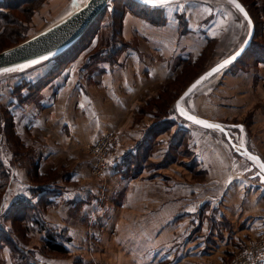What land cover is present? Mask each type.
<instances>
[{
	"label": "rangeland",
	"instance_id": "1",
	"mask_svg": "<svg viewBox=\"0 0 264 264\" xmlns=\"http://www.w3.org/2000/svg\"><path fill=\"white\" fill-rule=\"evenodd\" d=\"M5 1L8 0H0V13L5 12L4 15L0 16V24L2 23L0 25V43L6 45L4 47L0 45V50L15 45L40 29L54 23L67 14L69 9V0H36L29 3L31 5H25L28 6V11L17 8L7 9L3 6ZM241 1L249 6L250 10L249 8L248 10L254 16V24L258 23V29L259 26L261 29L257 30L254 37L255 42L253 41V44L247 48L241 60L223 73L238 74L239 76L234 78V81L232 80L235 84L229 88L231 91H228L227 94L224 91L218 93L209 111L211 117L230 122L243 121L246 123L247 127L245 126V129L253 136L254 145L258 144L264 156V0ZM171 7L174 8L163 10L162 15V11L160 13L156 10L150 11V8L164 9L162 7H147L134 0H113L112 4L104 9L106 13L103 11L104 16L100 18L97 24L98 27L95 26L96 29L94 28L95 30L89 35V38L83 39L76 46L74 45L77 49L73 48L67 54L70 48L54 60H47L36 67L28 68L29 70L19 73L22 74L20 76L12 75L3 78V83L0 84V111L4 126H0V131L1 133L4 132V146L7 148L6 153L9 155L10 162L12 166L20 168L19 172L22 180H24L19 188L20 191L22 189L21 197L29 198L28 200L36 203L39 198L36 193L30 192L33 184L49 182L45 184L46 187L54 185L57 190L55 191L56 197H53L55 204L44 208V211L41 208L45 221V214L46 216L48 214L51 219H55L57 214L54 217L51 211L55 212L60 208L63 209V212L68 211L69 214L72 212L73 215L77 210L91 220L88 224H83L86 227L84 228V240L79 239L77 241V245H81L83 242L86 247L83 245L82 247H75L69 244L71 238L67 234L69 233L68 226L54 225L46 221L49 226L56 227L55 231L60 228H65L66 231L63 234V237L66 236V240L63 241L68 251L66 253L51 252L43 247V242L39 238L40 234L31 233L29 230H26V233H21L22 229H18L21 222L13 220L15 217L13 213L4 214L8 209V204L12 201L7 203L3 197L0 207V223L9 229L20 244L31 251L36 260L49 262L52 259H60L61 262H69L70 264H99V262L101 264H119L121 263L120 259H122L123 263V258L120 257L121 254H124L122 242H125L126 247L129 249L127 250L128 253L135 251L139 245L137 240L126 238L128 236L126 231L130 230L133 225L139 228L145 225V223L138 224V218L144 219L147 215L145 185L150 183L156 185L167 181L164 180L161 174L169 173V171L161 167H169L167 166L169 164L167 163L168 160L174 159L176 162L170 166L179 168L182 172H185L183 168H194L193 161L195 160L190 158L187 162H183L185 159L181 158L184 155H191L192 146L189 145V142L192 141L189 135H182L180 131H176L179 134L175 137L177 143L170 146L169 143L173 140L171 139L173 132L169 134V132L162 131L157 135H150L148 142L144 141L143 136L136 141L135 133L144 131L143 126L147 128V124H149L148 126L153 124L156 117L164 111L167 114V110L173 106L182 90L210 63L229 55L227 53L237 47L245 36L243 34L246 26L237 17L234 22L226 23L225 13H220L218 10L211 13L213 10L210 12L204 6H187L184 11H180L179 7H183L179 4H174ZM167 8H170V6H167ZM181 16L182 21L180 20ZM152 17L154 20L161 17V21L154 23ZM167 20L171 22L168 21L167 24ZM14 22L19 25L14 24ZM3 24L8 25L9 30H12V32L21 30L20 34L16 33L17 38L15 39L17 40L10 43L8 39L11 38L6 37L8 31L3 32ZM166 25L170 29V35L165 30L167 29L165 28ZM9 36H12V34ZM185 36L186 38H201V40H196L194 46H191L193 53L188 54L190 55L189 59L181 56V54L187 53L180 48L183 43V40L180 39H184ZM162 37L164 38V46L161 45ZM260 44H263V47H261V68H259L256 54V49H260ZM260 69L261 80L258 75L255 76ZM11 74H18V72ZM64 74L159 75L153 80V85L149 84L145 87L146 92L141 93L139 102L135 97H129L130 100L125 103L132 106V124L138 123V126L133 129L134 133L129 135L130 138L124 137L123 135L126 136V132L120 133V127H117L100 132L85 142L65 143L59 141L53 135L54 130L48 121L42 122L40 130L30 128L25 132L27 137H24L17 127L16 121L18 118L13 119L15 114L23 109L29 108L33 111L36 108V111L40 109L43 118H46L49 115L50 97H45L44 91L50 88V82H57L53 80L55 77L52 76L57 75L56 77L60 81ZM217 81H212V85L215 86ZM73 83L75 86L79 84ZM151 86L152 93L150 92ZM103 89H106V87H103ZM223 93L224 98H222ZM124 109L123 112H125ZM232 109L235 110L234 114L225 111ZM145 114H152L153 118L144 116ZM109 134L116 136V144L110 146L103 155L96 141L99 137ZM165 134L166 137L162 139ZM28 136H38L39 142L35 145L31 144L28 142L29 139L26 140ZM165 140L167 143H162ZM144 143L147 146L143 145ZM178 143H181V145L176 146ZM49 147L50 149H57L56 154L49 157L50 159L39 158L40 155L47 152ZM197 149L208 153V149L203 146L197 145ZM209 153L212 155L211 152ZM146 155L147 158H145ZM200 160L202 161V158ZM203 161L206 163V160ZM0 162H2L1 159ZM36 162L39 164L37 167L34 166ZM37 168L42 177L35 176L33 178L32 174L33 172L37 173ZM112 174L115 176L114 180L111 179ZM191 174L190 177L185 172L184 176L191 180H204L207 178V175ZM82 185L86 189L80 191L79 187H82ZM117 188L118 191L116 192ZM129 189L130 196L124 199ZM67 190L73 193L74 196L77 195L75 199H72L75 208L69 199L64 202L66 201ZM154 192L155 195L160 193L157 187H155ZM78 195L80 201H76ZM157 198H160V195L155 196V205L160 204ZM10 199H14L13 196H10ZM127 199L143 201L141 206L128 208L131 210L129 211L121 206L127 202ZM88 201L90 203L86 206ZM85 203L86 205H84ZM101 204L107 206L106 210L102 209L103 212L99 210ZM92 205L95 206L92 207ZM154 209L157 210L155 217H161V207ZM210 211L209 208L203 205L199 216L200 220L206 214L207 218H205L210 221V217L214 216ZM212 212L215 211L212 210ZM127 213L136 215V219L127 221L130 227L124 226L122 223L117 224L116 218L120 214L124 217ZM95 214L97 220H95ZM99 215L101 217H98ZM111 215H114V217L112 218ZM160 224H155V227H160H158L159 230L161 229ZM225 224L226 227H229L228 222H225ZM77 225L79 224H72V226ZM74 229H77V231L82 230L80 227ZM110 231H118L123 236L122 242L119 241L116 245L112 238L100 239L101 234H108ZM0 240V264H25V261L27 262V258L24 260L21 257L26 253L13 254L4 243L5 241ZM232 255L227 254L226 260L228 261ZM214 256H211V258ZM17 257L23 260H19ZM211 258L202 257V259L196 260L206 262ZM189 260L191 259L187 258V262H190ZM31 261L35 262V260ZM124 264H133V262L131 260L124 262Z\"/></svg>",
	"mask_w": 264,
	"mask_h": 264
},
{
	"label": "crops",
	"instance_id": "2",
	"mask_svg": "<svg viewBox=\"0 0 264 264\" xmlns=\"http://www.w3.org/2000/svg\"><path fill=\"white\" fill-rule=\"evenodd\" d=\"M192 5L204 6V8L206 7L210 12L213 10L209 5L200 2H187L183 8L179 7V9L180 11H184L187 6ZM173 8L174 7L170 6V8L166 7L163 10ZM217 10L220 13L226 14V23L234 22L237 17L232 8H218ZM214 12L215 10L211 13ZM249 13L251 14L250 11ZM251 16L253 18L252 14ZM168 21L171 22L167 20V24L169 23ZM165 28H167L165 30L170 35L171 32L169 27L166 25ZM256 28L257 30L261 29L260 26L258 29V25L255 27V30ZM180 40H183L180 48L187 52L181 54V56L185 59H189L190 55L188 54L190 52L193 53L191 46H194L196 40H201V38H186L185 36L184 39L181 38ZM254 40L253 36L250 45L253 44ZM163 42L164 38L162 37L161 45L164 46ZM258 64L260 66L259 68H261V58L258 60ZM158 75L159 74H64L60 81H58L59 78L56 77L57 75L52 76L55 77L53 80L57 82H50V88L44 91L45 97H50L48 105L49 115L43 118L40 109L36 111V108H34L32 111L27 108L19 111V113L17 112L18 114H15L13 119L18 118L16 121L17 127L18 130L23 133L24 137H27L25 136L27 130L30 128L40 130L42 122L48 121L52 126L51 128L54 130L53 135H55L59 141L65 143L85 142L92 136L95 137L100 132L117 127H120V133L126 132V136L123 135L124 137L130 138L131 136L129 135L134 133L133 129L138 126V123L132 124V106L126 105L125 103L130 100L129 97H135L139 102L141 93L146 92L145 87L149 84L153 85V80ZM257 75L261 80V69L255 74V76ZM237 76L239 75L230 73L222 74L215 86L212 85L194 92L187 100V106L205 118L230 122L228 120L211 117L209 108L220 91H224L226 94L228 91H231L229 88L235 84L233 81ZM73 82L79 84L75 86ZM103 87H106V89H103ZM150 92L152 93V86L150 87ZM219 97H221V95H219ZM222 98H224V93ZM228 105L234 106L232 104ZM38 107L42 108L41 106ZM123 109L125 112H123ZM225 111L230 114L235 113L233 109ZM144 116L153 118L152 114H145ZM167 116L168 114L164 116V119L170 121L169 124L164 122L161 126L156 125V127L152 126L154 123L150 126L147 124V128H144L146 126L142 125L144 131L139 133L137 131L135 133L137 137L136 141L142 136L146 137L154 133L165 131V133L169 132V134L173 132L171 136L173 140H171L169 145L176 144L175 137L179 135L178 132H176L177 128H184L180 127L173 119ZM239 122L247 127L246 123L243 121L233 123ZM150 129H154V131L149 134ZM187 131V135L190 136L192 141L189 142V145L192 146L191 155H184L181 156V158L185 159L183 162H187L190 158L195 161H193V169L183 168V170L185 169L186 174L190 177L192 175L191 173H193L194 175H207V178L204 180L187 179L184 176V171L182 172L179 168H172V166H170L176 161H174V159L168 160L167 163L169 164L167 166L169 167H161L169 171V173L161 174L164 180L167 181L156 185L154 183L145 185L147 191V215L144 219L138 218V224L145 223V225L141 228L133 225L130 230L126 231L127 233L124 232L128 235L126 238L137 240V243H139L138 248L128 253L127 250L129 249L126 247L125 242H122L123 236L120 235L118 231H110L108 234L103 233L99 236L100 239L106 240L112 238L116 245H118L119 241L122 242L124 254H121L120 257L123 258V263L122 259H120L121 263L119 264H124V262L131 260L133 264H224L227 261V254H233L235 250L257 237L260 230L263 229L264 184L247 178L246 174L243 173V167L239 159L235 162L231 161L233 155L217 134L203 129H199L196 132ZM248 133L249 131L246 129V138H241L242 141L262 154L258 144L256 143V145H254L253 136ZM163 136L162 139L166 137V134ZM37 137L28 136L26 140L29 139L28 142L35 145L39 142ZM162 143L167 142L165 140V142L163 141ZM197 145L207 148L208 153L204 152V150H198ZM56 152L57 149H50L49 147L47 152L40 155L39 158H49L53 154H56ZM209 152H211L212 155ZM200 158H202V161ZM203 160H206V163H204ZM36 165L39 166L38 162H36ZM3 166L7 169L9 175V182L3 194L5 201L9 203L18 198L21 199L22 189L20 191L19 188L24 180H22V176L19 172L20 168L17 166L14 167L12 164L11 166H5L3 164ZM114 178L115 176L112 174L111 179L114 180ZM155 187L160 191L157 195H155L154 192ZM48 188L54 191L57 190L54 185ZM85 189L83 185L79 187L80 191ZM117 191L118 188L116 189V192ZM39 195L40 194H37V197H39ZM159 195L160 198H157V201H160V204L155 205L154 198ZM10 196H13L14 199H10ZM66 196V201L64 202H67L69 199L75 208V203L72 202V199H75L77 195L74 196L73 193L67 190ZM129 196L130 189L124 199ZM50 197H56L55 192L52 193ZM76 201H80L79 195ZM142 201L143 200L139 199H127V202H123L124 205L121 206L125 207L126 210L131 206H141ZM89 203L90 201H88L87 205L86 203L84 205L88 206ZM203 205L209 208L211 210L210 213L214 215L210 217V221H207L206 214L203 219L200 220L199 218ZM94 206L95 205H92V207ZM70 207L73 208L71 205ZM99 207L100 212H103L102 209L106 210L107 208V206L102 204ZM160 207L161 217L158 218L155 217V212L157 213V210L154 208L159 209ZM128 210L131 211L130 209ZM212 210L215 212H212ZM51 214L54 217L57 214V217H55L56 220L51 219L48 214L47 216L45 214L47 222L54 225L60 224L69 227V233H67L71 238L69 244L75 247L85 246L83 242L81 245H77V241L79 239L84 240V228L86 227H84L83 224H88L89 221H91L90 218L83 216V214H80L77 210L74 215L72 212L70 214L68 211L63 212L62 208L55 212L51 211ZM98 217H101V215ZM111 217L113 218L114 215H111ZM116 219L117 224L122 223L124 226L130 227L127 221L136 219V215L127 213L123 217V215L120 214ZM95 220H97L96 214ZM225 222H228L229 227H226ZM159 223H161L160 230L159 226L155 227V224ZM72 224H79L81 226H72ZM78 227L82 230L77 231V229H74ZM38 234H40L39 238L41 240L43 233L41 232ZM211 256L214 257L211 258ZM202 257L211 258L213 260L211 261V259H209V261L206 262H199ZM187 258L191 259L189 260L190 262H187ZM45 263L70 264L69 262H61L60 259H52ZM99 264H101V262H99ZM261 264H264V261Z\"/></svg>",
	"mask_w": 264,
	"mask_h": 264
},
{
	"label": "water",
	"instance_id": "3",
	"mask_svg": "<svg viewBox=\"0 0 264 264\" xmlns=\"http://www.w3.org/2000/svg\"><path fill=\"white\" fill-rule=\"evenodd\" d=\"M134 1L147 7L165 8L167 6H173L174 4H179L183 7L187 2H200L209 5L215 11L218 8H232L236 13L235 15L237 18H239L240 21L245 24L246 29L243 34V36H245H242L243 39L241 38L242 40L239 45L230 50L227 53L229 55L221 58L220 60L216 59L203 71H201L200 74H198L182 90V92L174 101L173 106L167 110V117L173 119L180 127L192 132L203 129L217 134L233 155L231 161L235 162L239 159L241 166L243 167V173L246 174L247 178L264 184V168H261L260 166L261 164H264V156L242 141L241 138H246V129L243 123H230L220 120H211L198 114L186 104L187 100L193 95V93L199 90L198 88H206V85L208 87L212 86V81L216 82L224 72H226L236 63V61L250 46L255 33V24L247 6L241 0H237V2L244 9V12L247 13V16H245L243 12L237 9L235 5L230 2V0H169L168 3L163 5L146 3L145 0ZM112 2L113 0H69V9L67 14L59 18L54 23L35 32L33 35L22 40L21 42L0 50V75H2L0 76V84L3 83V78H6V76H20L22 74L19 73L29 70L28 68L36 67L47 60H54L68 51L81 39V37L84 36L94 20H96V18L104 11L106 7L110 6ZM237 53H239V55H236ZM233 56H235V59H231ZM42 57H46V59H42ZM34 60L38 61V63H31ZM225 60H231V62L225 67L221 68L219 71L213 73L211 76L201 81V83L198 84L196 88H194L187 96L185 95V93H188V90L197 80H199L202 76H205V74L210 72L211 69L217 67L219 64H222ZM20 65L28 66L19 67ZM4 69H11V71H3ZM14 72H18V74H11ZM206 82L208 83L204 84ZM182 97L183 100L181 99ZM177 102H179L180 109L187 112L188 115L194 116L197 119L206 121L210 124L220 125L221 128H209L202 124H197L193 120H189L187 116L182 115L181 111L178 110ZM1 125L4 126V121L0 111V126ZM4 144V132L2 131L1 133L0 131V159L5 166H11L9 155L6 153L7 148L4 146ZM250 156L256 157L258 159H250Z\"/></svg>",
	"mask_w": 264,
	"mask_h": 264
},
{
	"label": "trees",
	"instance_id": "4",
	"mask_svg": "<svg viewBox=\"0 0 264 264\" xmlns=\"http://www.w3.org/2000/svg\"><path fill=\"white\" fill-rule=\"evenodd\" d=\"M33 1H36V0H8L7 2L6 1L4 2L3 6L6 7L7 9L17 8V9H20V10H23V11H24V9L26 11H28L29 8H27L28 6L26 7L25 5H27V4H29V3L33 2ZM29 5H31V4H29ZM24 7H26V8H24ZM248 8H249V6H248ZM147 9H149V8H147ZM150 9H151L150 11H152V10L159 11L158 13H160L162 11V15H163V9H160V8H150ZM115 10H117V9H115ZM249 10H250V8H249ZM104 12H102L96 18V20H94V22L91 24V26L88 29V31L85 33V35H84L85 37L83 36L75 44V46L77 44H80L83 41V39H85V38L88 39L89 38V35H91L93 30H95L96 27H98L97 24L100 21V18H102L104 16V14L106 13V12L105 13ZM4 14H5V12L0 13V16H2ZM251 14L253 15L252 12H251ZM162 18H164V17H162ZM160 19H161V17H160ZM160 19L158 18V19L154 20V18H153V21H154V23L160 22L161 21ZM180 20L182 21V16L180 17ZM14 24L19 25L16 22H14ZM0 25H2V23ZM256 25L257 24H255V27H256ZM3 26L4 27L7 26L5 29L3 27V32L5 30L8 31V35L6 37L11 38V39H8L10 41V43L15 41V40H17V39H15V38H17L16 33L20 34L21 30H19L18 32H16V31L12 32V30H9V28H8L9 26L8 25H4L3 24ZM10 34H12V36H9ZM256 34H257V28L255 30V35ZM255 35H254V37H255ZM13 36H16V37L13 38ZM254 42H255V40H254ZM0 45L2 47H4L6 44H1L0 43ZM75 46H73L67 52V54L69 52H71L73 50V48H75ZM261 47H263V44H260V47H259L260 49H256V54L258 56V60L261 58ZM75 49H77V48H75ZM245 53H246V51H245ZM263 55H264V53H263ZM241 58L238 60V62L241 60ZM184 66H185V64H184ZM176 80H177V78L175 79V81ZM165 115L166 114H165V111H164L163 113H161V115L157 116L156 117V121L154 122V124L152 126L153 127H156V125L157 126H161V124L164 123V122H167V124H169L170 121H167L166 119H164ZM152 131H154V129H150L149 134ZM177 131H180L182 133V135H187L188 134L187 130H184V129H181V128H177ZM154 134L157 135V133H154ZM154 134H153V136H154ZM144 141L148 142L149 141V136H146V138L144 137ZM9 143H10V141H9ZM145 143L143 145L147 146V144H145ZM180 145H181V143L180 144L178 143L176 146H180ZM145 158H147V155L145 156ZM34 166L37 167V165H34ZM30 167H32V166L30 165ZM40 174L41 173L39 172V170L37 168V173L35 174L33 172L32 176H33V178H35V176L42 177V176H40ZM8 182H9L8 171L3 166V164L0 162V207H1V204H2L3 194L5 193V189H6L7 185H8ZM47 183H49V182H47ZM47 183L40 182V183H37L35 185L33 184L32 188L30 189L31 193H36V195L40 194L39 197H38L39 199H38V201L36 203H33L32 201L28 200L29 198H21L19 200H13L12 202H10L8 204V206H7L8 209H7L6 213H4V214L9 215V213H13V215L15 216L13 218V220H18V221L21 222V224H19V226H18V229H20V228L22 229L21 233H23V232L26 233V230H29L31 233L34 232L35 234L42 232L43 236L41 237V241L43 242V247L47 248L49 251L55 252V253H66L68 251V248L64 245V241L66 240V236L63 237L65 228L64 229L60 228L59 230L55 231L56 227L49 226L46 223V221L44 220L43 215H42L41 208L44 211V208H47V207L55 204L53 202V198L50 197L51 194L54 193L55 191L49 189L48 187L43 186V185H45ZM43 189H46V190H43ZM60 231H63V232H60ZM0 239H2V241H5L4 243H6L7 247L13 252V254L14 253H18V252L26 253L25 255L21 256L24 260H25V258H27V262L25 261V264H47L44 261L36 260L35 257L32 255L31 251L28 250L27 248H25L24 245L20 244V242L9 231V229L4 227L1 223H0ZM43 247H41V248L43 249ZM22 258H18L17 257V259H19V260H21ZM31 260H35V262L31 261Z\"/></svg>",
	"mask_w": 264,
	"mask_h": 264
},
{
	"label": "built area",
	"instance_id": "5",
	"mask_svg": "<svg viewBox=\"0 0 264 264\" xmlns=\"http://www.w3.org/2000/svg\"><path fill=\"white\" fill-rule=\"evenodd\" d=\"M99 150L104 153L110 146L116 144V136L109 134L101 136L96 141ZM264 261V227L253 240L245 243L238 251L234 252L226 264H261Z\"/></svg>",
	"mask_w": 264,
	"mask_h": 264
},
{
	"label": "snow or ice",
	"instance_id": "6",
	"mask_svg": "<svg viewBox=\"0 0 264 264\" xmlns=\"http://www.w3.org/2000/svg\"><path fill=\"white\" fill-rule=\"evenodd\" d=\"M146 3H151V4H156V5H163V4H166L169 2V0H145ZM230 2L232 4L235 5V7L237 9H239L241 12L244 13L245 16H247V13L244 12V9L242 8V6L237 2V0H230ZM236 55H239V53H237ZM42 59H46V57H42ZM231 59H235V56H233ZM231 60H225L222 64H219L217 67L211 69L210 72L206 73L205 76H202L199 80H197L193 85L192 87L188 90V93H185V95L187 96L194 88H196V86L198 84L201 83V81H203L204 79H206L207 77L211 76L213 73L219 71L221 68L225 67L228 63H230ZM31 63L35 64V63H38V61H32ZM28 65H20L19 67H27ZM3 71H11V69H4ZM183 100V97L181 98ZM177 108L178 110L181 111V114L182 115H185L187 116V118L189 120H193L195 123L197 124H202L204 125L205 127H209V128H216V129H220L221 126L220 125H216V124H210L206 121H202V120H199L197 119L196 117L194 116H191V115H188L187 112L183 111L182 109H180L179 107V102H177ZM222 130V129H221ZM250 159H253V160H257L258 158L256 157H251L250 156ZM261 168H264V164H261L260 165Z\"/></svg>",
	"mask_w": 264,
	"mask_h": 264
}]
</instances>
